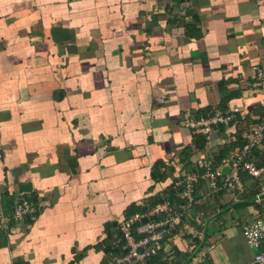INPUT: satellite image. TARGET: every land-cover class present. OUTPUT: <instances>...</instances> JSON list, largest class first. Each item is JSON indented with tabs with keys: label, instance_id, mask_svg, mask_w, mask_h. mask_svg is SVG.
I'll return each mask as SVG.
<instances>
[{
	"label": "crops",
	"instance_id": "1",
	"mask_svg": "<svg viewBox=\"0 0 264 264\" xmlns=\"http://www.w3.org/2000/svg\"><path fill=\"white\" fill-rule=\"evenodd\" d=\"M262 98L264 0H0L1 207H39L0 231V264H109L119 221L155 202L177 211L173 182L243 144ZM233 106L227 129L185 125ZM251 160L261 174L194 205L162 258L253 256L241 227L264 219V142Z\"/></svg>",
	"mask_w": 264,
	"mask_h": 264
},
{
	"label": "built area",
	"instance_id": "2",
	"mask_svg": "<svg viewBox=\"0 0 264 264\" xmlns=\"http://www.w3.org/2000/svg\"><path fill=\"white\" fill-rule=\"evenodd\" d=\"M254 85L260 84L262 73L258 70ZM264 104V98H262ZM240 112L239 106L230 107L224 113L197 120L187 119L185 125L195 133L208 134L214 127L228 128ZM264 142V116L251 123L245 133V142L224 155L217 167L211 158L198 159L196 166L173 182L177 195L181 199L178 210H173L167 202H157L143 212L132 213L119 221V231L124 240L120 255L112 258L109 264H145L160 249L161 243L170 238L187 212L201 203L205 196L221 188H241V175L246 173L259 176L262 168L251 160L254 148ZM202 169V170H201ZM203 182L204 190L197 193L199 183ZM39 207L33 201L15 195L12 199L9 215L3 212L0 200V231L10 232L12 226L34 218ZM164 212L163 218L156 216ZM246 242L255 248L253 256L242 264H264V219L256 218L241 227Z\"/></svg>",
	"mask_w": 264,
	"mask_h": 264
},
{
	"label": "trees",
	"instance_id": "3",
	"mask_svg": "<svg viewBox=\"0 0 264 264\" xmlns=\"http://www.w3.org/2000/svg\"><path fill=\"white\" fill-rule=\"evenodd\" d=\"M155 203H157V202H155ZM155 203H153V204H155ZM120 253H121V251H120ZM145 264H171V263H169L165 258H162V254L158 250L155 255L151 256L149 258V260L146 261Z\"/></svg>",
	"mask_w": 264,
	"mask_h": 264
}]
</instances>
